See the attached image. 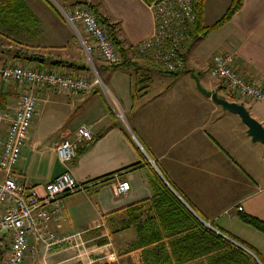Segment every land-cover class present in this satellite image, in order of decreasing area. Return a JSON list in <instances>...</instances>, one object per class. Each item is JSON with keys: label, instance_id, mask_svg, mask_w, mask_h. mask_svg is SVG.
<instances>
[{"label": "crops", "instance_id": "1", "mask_svg": "<svg viewBox=\"0 0 264 264\" xmlns=\"http://www.w3.org/2000/svg\"><path fill=\"white\" fill-rule=\"evenodd\" d=\"M37 1L39 7L31 2L40 11L38 16L45 26L43 34L35 36L34 41L28 40L33 28L36 31L35 19L33 24L19 26L15 34L0 35V68L20 63L29 68L82 76L90 83L82 91L66 93L0 78V109L8 115L23 93L32 94L34 103L51 107L47 122H43L40 110L33 111L26 140L12 169L14 178L25 186H40L67 169L83 184L81 189L59 198L60 208L49 218V229L56 237L79 232L84 239L91 240L97 235L96 230L90 229L94 223L105 222L111 216L109 212L152 195L151 169L196 218L208 228L248 245L254 256L252 264H264V235L237 216V212H244L264 221V148L250 140L236 114L222 110L202 95L189 73L192 71L205 89L242 104L264 127L263 101L234 93L207 72L213 55L229 52L233 55L234 70L264 91V0H241V6L224 23L204 35L191 37L183 47L185 68L175 74L152 67L133 51L134 45L149 35L153 26L151 12L142 0L56 1L62 9L74 2L95 5L100 18L112 25L113 35L123 50L121 60L117 65L106 64L93 50L92 66L88 63L93 60L83 52L79 36L91 40L81 26L77 24L79 31L74 30L60 10L57 14L41 0ZM229 1L223 3L225 8ZM205 4L204 0L201 24L206 26L212 22H203ZM223 11L215 17L219 18ZM211 35L217 37L216 45L210 46L209 57L203 62L198 53ZM17 50L22 57L13 56ZM94 78L115 99L127 128L116 119L111 99L92 84ZM80 125L88 128L91 139L83 141L72 159L62 164L55 145L63 138L72 139ZM6 126L5 120L0 121V150ZM78 151L82 153L77 154ZM42 156L43 172L29 175L32 159L39 161ZM130 165L133 166L126 169ZM2 176L0 170V180ZM101 180L103 183L97 186ZM118 180L128 183L127 190L120 195L114 189ZM110 237L117 254L114 261L104 264L145 262L140 258L143 248L121 254L137 238L132 228L118 230ZM26 243L22 264H33L32 260L45 256L42 244L35 242L33 236L28 235ZM7 252L8 237L0 230V261ZM46 256L49 264L72 262L66 260L68 253H56V248Z\"/></svg>", "mask_w": 264, "mask_h": 264}, {"label": "built area", "instance_id": "2", "mask_svg": "<svg viewBox=\"0 0 264 264\" xmlns=\"http://www.w3.org/2000/svg\"><path fill=\"white\" fill-rule=\"evenodd\" d=\"M196 2L197 0H151L148 2L147 7L152 16V30L149 35L134 45V53L145 58L152 67L166 73L175 74L183 71L185 68L183 47L192 37ZM61 13L74 30L79 24L87 38L91 40L87 42L79 36L86 57L95 50L106 64L119 63L121 55L89 3L72 4L67 10L62 9ZM232 60L233 55L229 52L213 55L207 67L209 76L224 83L236 94L264 102V91L238 74L232 67ZM0 78L5 82L44 86L66 93L79 92L90 85L82 76L29 68L20 63L1 67ZM98 83H100L99 79L92 80V84ZM100 89L105 93L104 85L100 86ZM111 99H113L112 96ZM34 106L32 94L23 93L19 96L17 106L11 115L0 109V121L5 120L7 123L0 150V170L3 172L0 180V230H4L8 237V252L0 264L23 263L28 235L33 236L35 242L41 243L43 251L46 252L62 241L79 234L75 232L56 237L48 227L49 218L59 211V198L83 187V184L78 183L67 169L40 186H25L12 174L13 166L26 140L27 127L33 115ZM111 106L118 122L127 128L124 114L115 99L111 101ZM90 139L91 134L88 128L83 125L78 126L72 139L63 138L55 145L59 162L68 163L82 142ZM127 188V181L118 180L114 189L115 193L120 195Z\"/></svg>", "mask_w": 264, "mask_h": 264}, {"label": "trees", "instance_id": "3", "mask_svg": "<svg viewBox=\"0 0 264 264\" xmlns=\"http://www.w3.org/2000/svg\"><path fill=\"white\" fill-rule=\"evenodd\" d=\"M41 1L51 11L60 14L50 0ZM142 1L148 3L151 0ZM203 1L197 0L194 8L195 22L192 37L204 35L221 25L241 6V0H230L220 17L205 26L201 24ZM75 3L80 2L73 4ZM90 7L111 37L115 48L122 55L123 50L118 46V40L113 35L112 25L100 18L94 5ZM34 22L35 17L24 0H0V35L10 36L12 33L15 34L19 26ZM22 55L17 50L13 56L22 57ZM124 134L129 139L125 131ZM80 153L82 151H78L77 154ZM150 179L153 188L150 197L126 204L108 213L111 215L121 212L119 229L132 228L135 231L137 238L133 243L134 249L144 248L148 252L143 259L145 264H252L254 262L249 253L196 218L151 169ZM103 181H99L96 185L100 186ZM237 216L240 221L264 235V221L244 212H237ZM224 235L252 251L242 241L229 234L224 233Z\"/></svg>", "mask_w": 264, "mask_h": 264}, {"label": "rangeland", "instance_id": "4", "mask_svg": "<svg viewBox=\"0 0 264 264\" xmlns=\"http://www.w3.org/2000/svg\"><path fill=\"white\" fill-rule=\"evenodd\" d=\"M31 1H33L39 7L40 4L37 0H31ZM31 1L26 0V2L28 4L27 7L33 13V15L37 21L35 24L36 31L33 28L34 31L29 33V34H31V36L30 37L28 36V40L34 41L35 36L40 37L43 34V31L45 30V26H44V22L41 19V17L38 16V13L40 11L36 8V6ZM205 1H206V4H205L206 5V12H205V15L203 18V22L204 23H210V22H213V20L215 18H217L215 16H218L221 13L220 10H224L225 0H205ZM50 2H51V0H50ZM67 9H68V7H65V9H63V10H67ZM76 27H77L76 29L78 30L79 26L76 25ZM30 29H32V28L30 27ZM212 35H214V34H212ZM212 35L209 36L208 42H204L203 49L201 51H199V53H198L200 56V60L203 62H205V60H207V58L209 57V55H207V54L210 51L211 47H213V46L215 47V45H216L217 37L214 38V36H212ZM83 38L85 39V37H83ZM208 45H209V47H208ZM87 58L92 59V57H90V54L88 55ZM92 60H93V63H92V61H91V63H88L90 66L95 64L94 58ZM102 85H103L102 82H100L96 85L99 92H100L99 88H100V86L102 87ZM104 91H105V94L108 96V98L111 99L109 92L106 91V89ZM111 101H112V99H111ZM50 108L51 107L49 104H47L45 106V105H39L35 102L34 110H36V111L40 110L41 111V118L43 119V122H47V112H49ZM43 153H44V150H43ZM41 159H42V161H41ZM43 159H44V156L39 158V161H37L38 160L37 158L32 159V162H34V163L33 164L31 163V165L29 167V169H30V170H28L29 175L31 174V172H34V171L35 172L37 171L39 173L43 172V170L45 168V163H44ZM121 216H122L121 212H116V214L115 213L111 214V216H109L107 221H105V222L97 221V223L94 224L92 226V228H90V229H94L97 231V235L93 236V238L91 240L84 239L82 236V233H79L78 235L73 236L72 238H69V239L62 241L61 243L53 246L51 249L56 248V253H61L62 251L64 253H68L66 260H72V262H70V264H94L95 261H100V264H104V263H107L110 261H114L117 253L114 251V249L112 247L110 234L116 233V232H118V230H122V229H119V220H120ZM51 249L47 250L46 254H48L49 251H51ZM137 249L140 250V248L134 249V246L130 245L126 249L122 250L121 254H126V253H129V252L137 250ZM140 251L142 252L140 258L145 259L144 257H146V255H148V252H146L144 250V248H143V250H140ZM46 254H45V256H42L43 255V253H42V255H41L42 258L39 257L38 261L32 260V263L33 264H49V263H51V261L48 259ZM142 263L143 262H141V264ZM143 264H145V263H143Z\"/></svg>", "mask_w": 264, "mask_h": 264}, {"label": "water", "instance_id": "5", "mask_svg": "<svg viewBox=\"0 0 264 264\" xmlns=\"http://www.w3.org/2000/svg\"><path fill=\"white\" fill-rule=\"evenodd\" d=\"M51 2L56 6V8H58V10L62 11V8L56 3L55 0H51ZM189 73L194 81L195 88L202 95L210 98V100L213 101L215 104H217L222 110L236 114L239 117L240 121L245 125L246 127L245 133L250 137V140L253 142L260 143L264 148V127L256 119L250 116L247 109L240 103H237L235 101L226 100L218 96L214 91H209L205 89L198 82L196 75H194L192 71H190ZM206 226L208 225L206 224ZM209 228L213 230L214 232L220 234L221 236L225 237L226 239L230 240L232 243H235L236 245H238L240 248L245 250L247 253H249L254 258L253 254L248 249L238 244L234 240L230 239L229 237L225 236L223 233L217 231L216 229L210 226Z\"/></svg>", "mask_w": 264, "mask_h": 264}]
</instances>
